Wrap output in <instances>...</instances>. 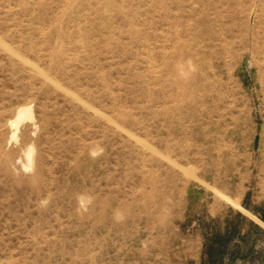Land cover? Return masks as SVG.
<instances>
[{"label": "rangeland", "instance_id": "rangeland-1", "mask_svg": "<svg viewBox=\"0 0 264 264\" xmlns=\"http://www.w3.org/2000/svg\"><path fill=\"white\" fill-rule=\"evenodd\" d=\"M0 264H264V0H0Z\"/></svg>", "mask_w": 264, "mask_h": 264}, {"label": "bare ground", "instance_id": "bare-ground-1", "mask_svg": "<svg viewBox=\"0 0 264 264\" xmlns=\"http://www.w3.org/2000/svg\"><path fill=\"white\" fill-rule=\"evenodd\" d=\"M240 6H242V5H240ZM256 6V5H255ZM254 6V7H255ZM257 10V9H256ZM244 16V15H243ZM253 35H254V37H256V34H254L253 33ZM212 37H213V35H212ZM216 38V37H215ZM225 51L227 50V46H224V47H222ZM31 65V64H30ZM33 65V64H32ZM33 67V66H32ZM74 96V95H73ZM147 144V143H146ZM144 147H145V145H144Z\"/></svg>", "mask_w": 264, "mask_h": 264}]
</instances>
